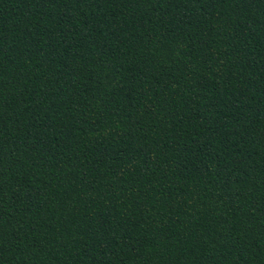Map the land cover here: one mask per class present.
<instances>
[{"label": "trees", "instance_id": "16d2710c", "mask_svg": "<svg viewBox=\"0 0 264 264\" xmlns=\"http://www.w3.org/2000/svg\"><path fill=\"white\" fill-rule=\"evenodd\" d=\"M0 264H264V0H0Z\"/></svg>", "mask_w": 264, "mask_h": 264}]
</instances>
